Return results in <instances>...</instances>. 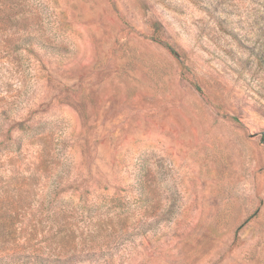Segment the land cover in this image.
Listing matches in <instances>:
<instances>
[{
  "label": "rangeland",
  "instance_id": "rangeland-1",
  "mask_svg": "<svg viewBox=\"0 0 264 264\" xmlns=\"http://www.w3.org/2000/svg\"><path fill=\"white\" fill-rule=\"evenodd\" d=\"M8 133L0 264H264V0H0Z\"/></svg>",
  "mask_w": 264,
  "mask_h": 264
},
{
  "label": "trees",
  "instance_id": "trees-1",
  "mask_svg": "<svg viewBox=\"0 0 264 264\" xmlns=\"http://www.w3.org/2000/svg\"><path fill=\"white\" fill-rule=\"evenodd\" d=\"M165 47H167L169 50H172L166 44H165ZM19 48L25 49L26 51L30 52V35H27L23 38ZM6 141H11V137H10L9 133L7 134L6 137H4L3 139L0 140V146L5 144L4 142H6ZM31 258L34 261V263L36 262L37 264H42V263H45V264L46 263L64 264V262L66 263V261L61 260V259H46V258H42V257L36 256V255L31 256ZM29 259H30V257H29Z\"/></svg>",
  "mask_w": 264,
  "mask_h": 264
}]
</instances>
